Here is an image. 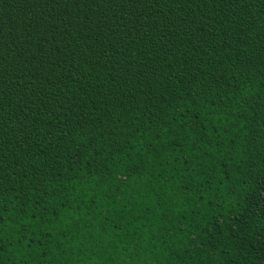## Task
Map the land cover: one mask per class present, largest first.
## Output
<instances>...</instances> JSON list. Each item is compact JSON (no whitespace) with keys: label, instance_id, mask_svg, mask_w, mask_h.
Masks as SVG:
<instances>
[{"label":"trees","instance_id":"obj_1","mask_svg":"<svg viewBox=\"0 0 264 264\" xmlns=\"http://www.w3.org/2000/svg\"><path fill=\"white\" fill-rule=\"evenodd\" d=\"M0 264H264V0H0Z\"/></svg>","mask_w":264,"mask_h":264}]
</instances>
